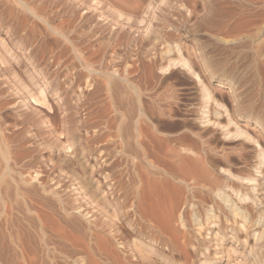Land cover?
<instances>
[{"label":"bare ground","instance_id":"6f19581e","mask_svg":"<svg viewBox=\"0 0 264 264\" xmlns=\"http://www.w3.org/2000/svg\"><path fill=\"white\" fill-rule=\"evenodd\" d=\"M84 1H88L90 6H98L104 1L108 8L113 7L118 12L126 25L130 17L134 18L131 20L134 25L146 23V33L141 32L145 29L142 25L144 28H136L141 33L137 32V36L127 30L131 36L124 27L125 30L119 29L116 33L110 32L111 29L104 33L99 26L98 30L95 28L97 23L92 26L91 22L90 26L81 29L78 23L82 20L72 26V18L69 24L73 29L68 30L67 27L68 32L63 23L51 30L62 52L65 48L72 50L73 57L78 59V70L88 74L100 73L97 78L105 77L110 73V68L105 65L107 61L103 64L106 56L112 54L111 62L115 61L113 57L118 59L119 67L114 68L116 61L113 69L110 66L111 73H117L112 78L113 82L109 80L111 83L108 81V85L104 81L101 82L103 85L98 83L101 87L106 85L104 88L110 93V100L118 108L119 150L116 155L123 167L108 168L111 170L104 173L103 178L109 180L102 187L94 176L97 168L89 169L90 179L95 184L93 188L101 193L103 214L93 211L89 218H83L90 213L84 208L81 216L68 215L60 195L37 185L41 182L34 186L29 184L30 188L16 185L15 191L10 186H3L4 176L11 169L10 158L17 159L15 151L19 147L24 148V143L12 141V133L0 120V264H264L263 43L251 51L247 50L248 41L238 43L245 48L243 54L238 52L236 55L233 51L236 45L232 46L235 38L232 41L228 38L231 34L223 37L213 33L214 41H206L212 48L208 51L213 54L207 55L206 45L196 47L194 43L188 45L182 41L186 32L179 34L178 24H184L187 17L171 0ZM156 1L162 6H157L156 14L151 17L148 10ZM61 2L57 1L59 6ZM188 4L180 7L186 10L190 7L193 18L197 19L199 16H194V13L199 10ZM247 7L202 6L199 12L203 10L202 15L196 21L211 27H228L233 16L230 14L235 11L232 9ZM62 11L63 8L59 14ZM66 12L62 13L65 15ZM42 14L35 13L47 27L52 28L48 18ZM263 15V12L258 14ZM246 20L242 18L236 21V25L242 24L241 21L247 23ZM130 27L128 25L127 28ZM163 28L166 32L159 38L157 31ZM223 30L226 33L227 29ZM27 34L25 32V38L21 35L15 43L23 60L0 38V64L23 82L33 102L46 106L43 86L48 82L47 65L37 62L43 48L37 44L28 50L26 42L23 43ZM22 45L23 50H20ZM154 71L161 78L158 76V86L153 89L146 84H150L148 78ZM168 71L182 75L180 78L184 80L188 79L187 74L194 76L191 77V81L194 80L191 87L194 88L193 95L182 91L188 96L179 97L182 94L177 95L174 85H164L166 80L162 75ZM88 74L83 77L88 78ZM80 78V74L75 77ZM69 84L66 83L68 89L74 87ZM91 91H95L94 87ZM22 122L32 124L33 118L26 113ZM102 139H105L102 134H95L92 140L90 138L94 142ZM69 140L59 144L66 153L65 161L87 165L89 157L93 158L90 154L92 149L80 142H77L78 148ZM99 146L94 150L96 153L102 151ZM102 157L103 154L98 160ZM112 179L115 181L111 182ZM44 214L53 217V227H48L46 220L44 222ZM226 241L228 245H225ZM235 252L241 256L235 260L236 263L230 258Z\"/></svg>","mask_w":264,"mask_h":264},{"label":"rangeland","instance_id":"374dc122","mask_svg":"<svg viewBox=\"0 0 264 264\" xmlns=\"http://www.w3.org/2000/svg\"><path fill=\"white\" fill-rule=\"evenodd\" d=\"M57 1L58 0H4V1L0 0V36H1L0 38H2L5 41V43L10 45L12 50L18 54L20 60L21 59L23 60L24 58L20 56V52L18 51L19 49L16 48L17 45L15 43L21 38V35H23L25 38V35H24L25 32L26 34L29 32L26 35V39H24L23 43L26 42V44L29 47V48L27 47L28 50L37 44L41 45V47L43 48V52L39 54L37 58V62L43 66L45 64L47 65L46 77L48 79V82L43 86L44 87L43 94L45 95L47 105L43 106V105L33 102L27 95L26 88L24 87L23 82L18 80L16 77L14 78L13 75H11V73L7 71L3 67L2 64H0V120L3 122V125L6 126L7 131L12 133L11 138L14 139L12 141L14 142L18 141L19 143V140H20L22 143H24L23 144L24 148L19 147L16 149V151L14 150L17 159L15 157L10 158L11 169L4 176L3 186L4 185H7L8 187L10 186L11 189H14V186L16 185H20L21 188H26V187L30 188L29 187L30 185L34 186V184H37V182L39 183L41 182V184H37V185H43L44 189L46 188L49 191L51 190L53 192H57L58 195H60V198H62L66 208L68 209V215L81 216L80 213H82L84 208H86L87 210L90 211V213L86 214L83 218H89L93 211L94 213H97V214L101 212L99 213V215L103 214L104 212V208H102L101 197H100L101 193H99L98 190H95V188H93V185L95 184L93 183L94 181L90 179L91 168H97V174H94V176L99 181V186L102 187L103 184L109 180V178L108 179L103 178L104 173H108L111 170L108 168L118 169V168L123 167V165H121L120 163L119 156L116 155L118 154V150H119V147H118V134H119L118 133L119 132V122L118 121L119 119H117L118 116L116 117V115L118 114L117 113L118 108L116 104L112 103V101L109 98L110 93H107L108 90L106 91L105 89L107 88L106 85H108V81L110 80L111 82H113L112 78L113 76L117 74V73H111V72H113L112 70L113 65H115L116 62H117L116 63L117 65L114 66V68H117L118 59L113 57L116 62L113 61V58H111L113 61L111 62L110 57H112L111 56L112 54L109 55L107 53L108 56H106V59H104V62L102 60L103 64H105V62L107 61L105 65H107L110 69L112 67L111 70L109 69L111 74L108 73L105 75L107 79L109 78L108 80L104 76L97 78L99 75H101L100 73H97V72L90 73L89 72L88 74V72L86 71L78 70V68H80L78 67L79 65L78 59L75 60L76 58L73 57V54L71 52L72 50L70 51V48H67L68 50L65 48V50L62 52L58 46V42H56L54 38L55 33L54 32L52 33L51 30L54 29L53 26L56 27L57 25L63 23L64 26L66 27L65 28L66 31L68 32V30L73 29V27H71V24L69 23H71L72 21L73 22L72 26H75L77 22H79L81 19L82 20L80 21L81 23L80 22L78 23L81 29L82 28L85 29L87 26H90L91 24L93 26L95 25V23H97L95 28L97 29L99 26V30H103L104 33H106L108 29L113 30V31L109 30L110 32L116 33L118 32L119 29H120L119 31H121V30H125L124 28H126V31L129 30L133 35L135 34V36H137L138 33L139 34L141 33L138 32L136 28L142 29L145 27V29H143L142 31L140 29L139 31H141L142 34L146 33V25H145L146 23L144 24L145 26L143 25L145 21L142 23L137 22V24L134 25L132 23L134 18L130 17L129 22L126 25V21H123V22L121 21L122 17L119 16L118 12L115 11V9H112L113 7L108 8L109 6H107V4H105L104 1H101V3L98 4V6H90L89 2L84 1V0H61L62 4L60 3L61 5L59 6ZM82 1L86 3H83ZM171 1H173L179 9L181 8L180 10L183 11L182 14L185 15V18L187 17L186 19L188 22L186 21L184 24H178V26L180 25L178 30H179V34L180 32L181 34L186 32L185 33L186 37H183L182 41H186L188 45L189 44L193 45V43L196 45V47L206 45L205 46L207 49L206 51H208V49L210 51L212 50V48H209V46H207V43L210 41L209 39H211V41H214L211 35L219 33L223 37L226 34L227 35L231 34L230 35L231 37L228 36V38H231V41L232 39L234 40L235 38V40L232 43V46L236 45V47H234L233 49V51L235 50L236 53L234 52V54L236 55H238V52L239 54H243V50L245 48L243 46L241 47V45H239L238 43H242V42L245 43L248 41L247 43L249 47H247V50L249 49L250 51L256 50L259 44L263 43V46H264V24H263L264 15L263 17H261L262 15L258 16V14H262V12L264 14V0H246V1L245 0H171ZM188 1H189V4L191 3L192 6L197 8L196 10H199L194 13L195 14L194 16L196 17L198 16L200 17V15H202L201 13L203 12L202 10L203 8H201L202 11L201 13H199L200 7L208 6L210 4H213L214 6H248L249 8L250 7L252 8H250L251 10H249L248 7L243 10L239 8H237L236 10V8H234L232 10H235V11H233L234 13H232V10H231L232 14H230V16L231 15L235 16V17L231 16L232 21L234 20V18L235 20L233 22L231 21V24L228 27H226L227 25L225 27H222V26L211 27L210 25L206 26V25L199 23V21H196V20H199V17L197 19H195V17L193 18L192 12H190L191 10L190 7L187 8L189 11L186 10L184 7H180V6H184L185 4H188ZM158 3L159 2L156 1L154 5L155 7L153 6L154 8L152 7L150 8L151 9L150 11L148 10V13L151 14L150 15L151 17L153 14L154 15L156 14L157 6L158 7L162 6V4H158ZM175 4L174 6H176ZM189 4L188 6H190ZM177 7H176V10H177ZM61 8H63V11H62L63 13L67 11L65 15L62 12L61 14L63 15L59 14L61 11ZM64 8H65V11H64ZM183 9L190 12V14L188 12H185ZM57 10L59 12V13L57 12L58 14H56ZM240 10L242 11V14H240L241 13ZM244 10L247 11V13L244 12ZM35 13H38V14L43 13L42 16L45 15L48 18L49 24L52 25V28L47 27V25L39 17H37ZM116 14L118 15V17L116 16ZM251 14L252 15L254 14L253 17L251 16V19L249 18L247 19V16L249 17V15ZM58 16H60V18ZM77 16L78 18H76ZM73 17L75 18V22H74ZM118 18L120 20H118ZM147 18L148 17H146V19ZM237 18H240L241 20L242 18H244L245 20L247 19L246 21L248 22L247 23L245 22L243 24V22L241 21L243 25L242 24L239 25L238 23L236 25V21L240 20ZM60 19H61V22H60ZM90 19L94 22H92ZM189 19L191 20V22ZM135 20H137V18ZM84 22H86V24ZM65 23L67 26L65 25ZM260 24H263L261 25L263 28L260 26ZM81 25L82 26L84 25V26L82 27ZM128 25L129 27L131 25V27L127 28ZM67 27H68V30H67ZM105 27H106V31H104ZM229 27L231 28V30L236 31L237 33L235 34L234 31L230 32ZM217 28L220 30H218ZM223 28L229 31L228 32L225 31L226 33H224ZM240 28L242 30H239ZM76 30H80V28L76 27ZM238 30L241 36L238 34ZM129 31L127 32L130 33ZM160 32L161 34H159ZM164 32H166L165 28H163V30L161 29L157 31L158 33L157 35L158 36L160 35L159 38L164 37ZM131 33L130 35L133 36ZM206 38L208 40H205ZM206 41L208 42L206 43ZM198 43H199V46H197ZM249 43H251V45ZM29 44H31L32 46L31 45L29 46ZM63 44L67 45L66 43H63ZM221 45H223V43H221ZM19 48L20 50H23V45L20 46ZM1 50L2 49L0 48V52ZM263 50L264 49H262V53H264ZM209 51L206 52L207 55H212L213 53L210 54ZM84 56H87V55L84 54ZM23 62L26 63L25 61ZM75 70L77 71V73H75L76 72ZM78 71H81V73ZM82 72H85V73L82 74ZM79 74L81 78L79 80L75 79V77L77 78ZM86 74H88L89 76L88 78L83 77V75H86ZM151 74H150L151 78H148L150 80L148 84L149 83L150 84L149 85L146 84V86L154 89L155 87L158 86L159 82L157 81H159L158 79H160L161 76L159 75L156 76L155 71ZM153 74L155 75V78H153L154 77ZM173 74H175V76ZM176 74L177 73H170L169 71L164 73L162 75L164 76V79L166 80V81L164 80L165 82H163L164 85L166 84L167 86H170V87L174 85L173 89L176 91L177 95L182 94V96L180 95L179 97L184 96L186 98L189 95V93L190 94L191 92L194 93V88H191L193 86L192 84L194 81L193 79L191 81L192 75L189 76V74H187L188 79L185 78L186 80L185 81L184 79L180 78L182 75L179 76V74L178 75ZM169 76L171 77L167 79V77ZM178 77L182 80H180ZM173 78H176V79L174 80ZM170 79L172 80V82L173 81L174 82L172 83ZM24 80L26 81L27 79H24ZM90 80L92 82L89 84ZM167 80L169 83L167 82ZM98 81L100 83L104 81L106 85L104 84V86L101 87V85L103 84L101 83L100 85ZM110 81H109V84L111 83ZM141 81L144 82V79H142ZM170 82H171V85H169ZM184 82L185 83L188 82V83H186L185 85ZM214 82L215 84H217V81L214 80ZM66 83L67 84L71 83L69 85H71L72 87L74 86V87L71 89H68V86H66ZM94 84L95 86H93ZM97 84H99L100 86H97ZM151 84H152V87H150ZM77 86L78 87L80 86L79 90H76ZM92 87H94V90H95L93 93L91 91ZM224 89L225 90L227 89L226 85L224 86ZM182 91H185L188 95ZM88 92L90 96L88 95ZM84 96L86 97L83 98ZM99 99L100 100L103 99V101L102 100L100 101ZM108 101H111V103ZM26 113H28V115H30L33 118V123L31 122L32 124H29V122L28 123L22 122V117ZM113 118H115L117 121ZM98 133L102 134L103 137L105 136V139L104 140L102 139L99 142L91 141L92 138L95 136V134L99 135ZM68 139H70L69 141L73 142L75 145L78 144L77 142H80L82 145L84 144L86 147L88 146L89 148L92 149L90 154L93 155V158L89 157V163H87V165L70 164L67 161H65V159L67 158L65 156L66 153L64 152V150L60 149L61 147L59 144L60 142L61 143L68 142ZM33 145L34 146L38 145L37 147H35L37 150L33 149L34 148ZM28 146H30L29 147L30 150H28L29 149ZM97 146L102 148V151L100 153H96L94 151ZM19 149L20 150L22 149L21 151L23 152H21ZM24 151H26L25 154H24ZM69 151L70 149L67 150V153H69ZM27 152H30V153L33 152V153L30 154ZM102 154H103V157L100 160H98V158ZM97 161L98 163L96 164ZM34 176L36 177L31 178ZM23 180L25 182H23ZM114 181H115L114 179L111 180V182H114ZM9 193L11 194V192ZM12 195L14 196V193ZM76 207H79V208L76 209ZM106 209L107 208L105 207V211ZM48 217L50 218V220ZM52 218L53 217H50L44 214V217H43L44 222L46 220L45 223L52 225V226H49L46 224L48 227L54 226V223H53L54 219L52 220ZM228 244H229L228 241H226L225 245H228ZM230 258L232 262L234 261V263H236L235 260L237 261L241 259V256L239 255L238 252H235L231 254Z\"/></svg>","mask_w":264,"mask_h":264}]
</instances>
